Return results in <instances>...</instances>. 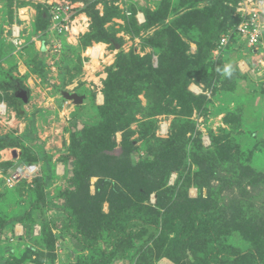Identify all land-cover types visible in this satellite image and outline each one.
<instances>
[{
    "label": "rangeland",
    "instance_id": "rangeland-1",
    "mask_svg": "<svg viewBox=\"0 0 264 264\" xmlns=\"http://www.w3.org/2000/svg\"><path fill=\"white\" fill-rule=\"evenodd\" d=\"M59 1L0 0V264H174L155 248L158 230L109 205L114 186L136 175L165 200L207 198L217 230L234 210L264 224V32L257 49L230 30L209 49L202 41L217 0H81L103 20L79 12L87 19L78 16L72 35L57 38L49 7ZM235 1L225 4L236 10L246 0ZM149 68L170 85L187 71L182 88L165 95L137 75ZM13 95L27 99L17 113ZM107 106L122 108L110 122ZM86 142L88 193L99 195L102 213L112 208L124 220L120 243H104L102 232L93 253L72 234L83 221L65 224L68 215L86 217L87 202L78 197L65 209L63 198L74 187L73 149ZM29 164L36 170L8 188L5 177ZM156 200L152 193L147 204ZM219 239L229 251L263 253L264 264V242L252 248L238 232Z\"/></svg>",
    "mask_w": 264,
    "mask_h": 264
},
{
    "label": "trees",
    "instance_id": "trees-1",
    "mask_svg": "<svg viewBox=\"0 0 264 264\" xmlns=\"http://www.w3.org/2000/svg\"><path fill=\"white\" fill-rule=\"evenodd\" d=\"M67 1L78 3L81 0ZM237 1L235 2L237 3ZM225 2L226 0H217L211 12L213 28L204 36L202 41L209 49L210 43L216 46L222 33L232 30L240 22L238 18H234L233 16L235 11L232 12V10H235L236 5L231 9L228 8ZM79 12L92 17L94 22L103 20L99 17L94 5H87V7L80 9ZM102 39L104 41L110 40L108 37H103ZM186 72H181L177 80H175L176 82L171 85L164 77L152 70V68L142 69L137 75L139 77H151L158 83L162 93L170 96L182 88ZM0 83H2V87L4 84L7 86L3 81H0ZM119 86L120 88L117 89L118 95H121L124 93V91L122 92L123 87L126 89V86L124 83ZM8 88L10 87L8 86ZM113 98H115V95ZM12 99L15 102L14 111L17 113L18 108L23 105V101L16 100L15 96ZM107 105H111V103L108 101ZM107 107L110 109L106 108L105 111V117L108 120L106 122H110L111 119L116 117V113L122 111V108L117 106ZM85 144L87 142L73 149L75 157L72 182L74 187L63 196L65 209L77 206L74 204V201L78 197L87 202L88 208L85 207L83 209L87 214L86 217L83 212V216L80 215L78 218L75 215L74 217L68 215L65 223L69 227L74 224L73 222L79 221L78 219L83 221L72 231L74 236H80L76 240L83 247V250L85 249L91 253L95 252L96 245L101 240L104 243L110 242V245L116 244V246L120 243V224L124 223V220L119 213H116L117 215L114 214L112 210V205H114L123 211V217L128 221L133 220V215L134 217L138 215L146 226L148 225L158 230L157 238L154 242L155 248L159 253L163 254V257L169 259L174 264H257L258 256L263 253H241L236 248H231L229 251L225 245L219 244V238L225 239L231 233L238 232L246 241L251 243L252 248L258 249L264 242V224L252 218L246 221V215L242 214L241 210H234L232 218L225 223L226 213L224 212L223 222H220V229L217 230L216 225L213 224L214 220L211 221L213 218L211 212L214 211L216 205L212 207L207 198L190 199L184 197L182 199L176 198L172 201L165 200L156 187L152 188L146 183V178L142 175H140L141 177L136 175L129 184L125 183L123 187L116 184L114 186L116 193L110 196V198L114 199L113 203H111L112 201L109 202L112 208H110L108 214L102 213L99 195L90 196L88 193L89 182L87 174L92 170L93 163L84 156ZM241 168L244 175L261 177L254 174V171L251 169ZM152 193H155L157 200L155 205H148L147 203ZM80 205L82 206L83 202ZM126 211H130V213H126ZM4 224L6 222L2 223V225ZM1 228L0 232L2 231ZM93 231L94 234L92 235ZM102 232L104 234L103 237L101 235ZM101 237L102 239L99 240Z\"/></svg>",
    "mask_w": 264,
    "mask_h": 264
},
{
    "label": "built area",
    "instance_id": "built-area-1",
    "mask_svg": "<svg viewBox=\"0 0 264 264\" xmlns=\"http://www.w3.org/2000/svg\"><path fill=\"white\" fill-rule=\"evenodd\" d=\"M152 1L157 2L158 0ZM82 8V4L71 3L67 0H61L50 5V33H54L57 36L72 35V28L79 16V10ZM233 16L238 18L240 22L230 30V33L242 39L249 48L257 49L261 45L260 40L264 32V0H246L239 3V7L236 8ZM11 36L13 45L21 46L17 27L11 29ZM227 40L228 37H222L220 45L226 44ZM35 170L36 167L31 165L18 167L13 173L5 177L4 183L8 188H13L22 180L21 178L24 179Z\"/></svg>",
    "mask_w": 264,
    "mask_h": 264
},
{
    "label": "water",
    "instance_id": "water-1",
    "mask_svg": "<svg viewBox=\"0 0 264 264\" xmlns=\"http://www.w3.org/2000/svg\"><path fill=\"white\" fill-rule=\"evenodd\" d=\"M66 98L69 100H73L75 105H81L83 102V97H80L77 95H71V96L66 95ZM21 100L23 101V103H27V99H26L25 95L21 96Z\"/></svg>",
    "mask_w": 264,
    "mask_h": 264
},
{
    "label": "crops",
    "instance_id": "crops-1",
    "mask_svg": "<svg viewBox=\"0 0 264 264\" xmlns=\"http://www.w3.org/2000/svg\"><path fill=\"white\" fill-rule=\"evenodd\" d=\"M78 4H80V3H78ZM81 5V4H80ZM80 17H84V18H82V19H87L86 18V16L84 15V14H81L80 16H79V18ZM76 20H78V17H77V19ZM77 22V21H76ZM13 27H17V26H13ZM12 27V28H13ZM49 27H50V21H49ZM75 27V26H74ZM74 27L72 28V30L74 29ZM18 28V27H17ZM77 28V27H76ZM19 29V28H18ZM19 32H20V29H19ZM55 37H57V38H64L65 36H57V35H55L54 33H52ZM19 37H20V35H19Z\"/></svg>",
    "mask_w": 264,
    "mask_h": 264
},
{
    "label": "bare ground",
    "instance_id": "bare-ground-1",
    "mask_svg": "<svg viewBox=\"0 0 264 264\" xmlns=\"http://www.w3.org/2000/svg\"><path fill=\"white\" fill-rule=\"evenodd\" d=\"M91 51H93V58L94 59H96L97 58V56H98V52H100L101 53V50H100V48L99 47H95V48H93Z\"/></svg>",
    "mask_w": 264,
    "mask_h": 264
},
{
    "label": "clouds",
    "instance_id": "clouds-1",
    "mask_svg": "<svg viewBox=\"0 0 264 264\" xmlns=\"http://www.w3.org/2000/svg\"><path fill=\"white\" fill-rule=\"evenodd\" d=\"M224 74L230 76L231 75V68L230 66H226L224 68Z\"/></svg>",
    "mask_w": 264,
    "mask_h": 264
}]
</instances>
